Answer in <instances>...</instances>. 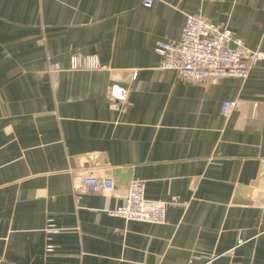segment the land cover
Returning a JSON list of instances; mask_svg holds the SVG:
<instances>
[{
    "label": "crops",
    "instance_id": "1",
    "mask_svg": "<svg viewBox=\"0 0 264 264\" xmlns=\"http://www.w3.org/2000/svg\"><path fill=\"white\" fill-rule=\"evenodd\" d=\"M143 2L0 0V264H264V62L199 85L155 53L188 16L264 51V0ZM73 54L103 68L70 71ZM225 101L237 102L227 117ZM89 174L114 192L77 202ZM136 179L147 199L177 198L164 224L108 214Z\"/></svg>",
    "mask_w": 264,
    "mask_h": 264
},
{
    "label": "built area",
    "instance_id": "2",
    "mask_svg": "<svg viewBox=\"0 0 264 264\" xmlns=\"http://www.w3.org/2000/svg\"><path fill=\"white\" fill-rule=\"evenodd\" d=\"M155 0H144L143 5L152 7ZM155 53L161 57L160 70L174 72L182 81H191L199 85L221 78L246 79L250 73L264 62V51L251 50L237 38L228 27L218 26L201 16H188L183 28L180 42H159ZM103 67L96 55L73 54L68 70L97 71ZM63 70L60 63H50L49 71ZM137 75L134 76V79ZM108 96L122 106L128 104L129 90L118 84L110 85ZM237 106L236 101H225L221 113L230 115ZM115 182L109 177L94 174L83 176L74 181L73 194L77 202L87 194L109 196L115 190ZM145 184L132 180L125 203L114 210H109L112 217L127 221L151 224H164L169 205H178L177 198L170 204L150 200L145 196ZM49 236L60 233L53 220H48L44 229ZM46 253L54 251V246L47 245Z\"/></svg>",
    "mask_w": 264,
    "mask_h": 264
}]
</instances>
